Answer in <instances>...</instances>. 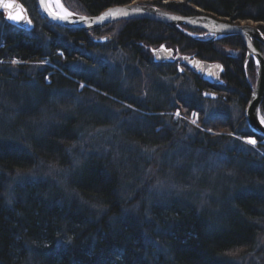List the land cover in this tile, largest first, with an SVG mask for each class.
Wrapping results in <instances>:
<instances>
[{
  "label": "trees",
  "instance_id": "obj_1",
  "mask_svg": "<svg viewBox=\"0 0 264 264\" xmlns=\"http://www.w3.org/2000/svg\"><path fill=\"white\" fill-rule=\"evenodd\" d=\"M18 1L35 28L14 26L0 13V152H7L0 154V264H264V138L247 127L234 136L236 125L228 120L207 124L199 109L201 100L244 112L257 73L251 60L247 79L242 39L201 43L150 20H128L94 31L113 37L110 45L96 46L89 33L45 19L38 0ZM62 1L88 16L134 1L183 16L202 10L255 22L264 33V0ZM161 44L223 64L226 86L216 87L219 97L198 92L192 104L186 92L179 98L191 75L152 64L149 52ZM100 58L114 65L105 68ZM20 85L27 88L22 99L9 91ZM160 85L170 88L164 98L149 93ZM98 105L110 115L116 108L138 113L149 127L120 136ZM177 110L183 118L175 117ZM194 111L201 129L188 121ZM246 123L241 115L236 124ZM247 137L257 146L247 145ZM178 149L183 156L224 153L236 174L219 176L216 185L198 179L196 163H163ZM203 189L224 195L196 193ZM190 190L195 193L186 196ZM130 252L134 258L127 260Z\"/></svg>",
  "mask_w": 264,
  "mask_h": 264
},
{
  "label": "water",
  "instance_id": "obj_2",
  "mask_svg": "<svg viewBox=\"0 0 264 264\" xmlns=\"http://www.w3.org/2000/svg\"><path fill=\"white\" fill-rule=\"evenodd\" d=\"M48 2L49 0H46V3ZM38 3L41 14L52 24L67 29L87 32L89 33V37L92 42L96 45H109L113 39L111 36L96 38L92 33L93 31L110 24L128 20H150L175 30L189 40L201 43L224 40L225 38L232 36L240 37L247 50L246 64L248 61L253 59L257 67L258 75L256 85L253 88L250 101L245 110V117L251 131L264 137V122H262L264 121V118L260 113L261 105L264 101V54L254 44V41H256L264 45V33L259 27L255 25L237 24L235 22L224 21L217 18V16L206 12H202L199 15L183 16L159 7L134 2L126 5L109 7L97 15H80L70 11L64 5L63 1L59 0V4L63 5V9L72 13V16L65 20L50 15L49 11L41 5V0H38ZM50 3L55 5L56 0H50ZM11 4H15L16 7L11 8L4 6ZM20 6H22L25 10L23 13L24 19L18 21L9 19V13L11 12L15 14L19 12ZM63 9L53 7V11L58 13L62 12ZM135 9H139V11H134ZM0 10L6 12V19L11 24L29 31L34 29V24L27 13V9L17 0H0ZM125 10L128 11V15L120 14ZM111 13H117V15H110ZM81 17H85L86 19L82 20L80 19ZM101 17H104V19L101 20ZM29 19L31 20V23H27V20ZM186 27L201 30L205 32V34H192L191 32L185 30ZM205 37H210V39L206 40ZM153 55L155 63L163 64L174 63L177 58L181 56L179 50L168 48L166 45H161L154 49ZM182 59L183 63L189 66L203 81L208 82L211 85L225 84L221 79V74L224 72V66L221 63H211L187 55L182 56ZM206 97L215 98L216 96L213 94H206Z\"/></svg>",
  "mask_w": 264,
  "mask_h": 264
},
{
  "label": "rangeland",
  "instance_id": "obj_3",
  "mask_svg": "<svg viewBox=\"0 0 264 264\" xmlns=\"http://www.w3.org/2000/svg\"><path fill=\"white\" fill-rule=\"evenodd\" d=\"M134 3H144V1H135ZM238 24H245V25H258L257 23L255 22H251V21H240V22H237ZM101 59L103 61H101ZM100 61L102 62L101 65H103L105 68H108L109 67V64L110 65H114L111 61H113L112 59H107V58H100ZM155 63V61H154ZM156 64V63H155ZM110 66V67H112ZM26 87L24 85H20V86H17L15 88H11L9 91H19L18 94H19V99H22L23 98V95H25V91H26ZM169 87L165 86V85H160V86H157V89L156 88H153V92H151L149 90V93L150 94H155V93H159V95L164 98L166 97V94H169ZM163 90V91H162ZM28 91H31V88H28ZM153 102H155V100L153 99L152 100ZM200 106H202L203 108H201L204 112V116H205V123L207 124H216V123H219L221 121H231L233 124H235V131L233 132L234 134H238L240 131L242 130H246L247 128H244V127H247V126H244L243 125H237V121L239 120V118L241 117V115L244 114V112L242 113V111H239L235 106L231 105L230 107H227V108H219L218 105H214V104H210V103H204L202 101H200ZM98 108L100 111H103L104 113H100V117L103 119H108V120H111V121H114L115 122V125L114 127H112V131H114L116 134L122 136L123 134L125 135V133L129 130H135L134 132H143L145 131L144 129L149 125V119L147 118H143L140 114L138 113H132V114H124L121 110L119 109H122V108H116V111L114 115H110V114H107L105 113V108L101 105H98ZM177 116L178 113H177ZM213 120V121H212ZM219 120V122H218ZM124 121V122H123ZM151 123V121H150ZM149 127V126H148ZM244 141L250 145V146H255V144L253 143H250L249 140L247 139H244ZM126 147H128L127 145H125ZM218 146V145H217ZM130 147V146H129ZM243 148H247L245 146H243ZM182 149V148H181ZM248 149V148H247ZM185 153L187 154H184V156L181 154V152L178 150L176 151H170L169 153L165 154L163 158V163H167V164H173L174 161H177L179 162L180 164H184V163H187V164H190V165H193V164H197L196 168L198 167L199 170H200V177L198 178L199 180H203L205 179L206 181L212 183V184H221V180L222 178H220L219 176L221 177H234V175L236 174V172H230L229 171V168H230V165L235 163L234 161L232 162L233 158H231L230 160L224 155V153L218 155V153L216 154H213L211 156H208L205 155V153L203 151H185ZM259 161L257 160V163ZM246 163V160L244 159L242 161V165H245ZM195 164V165H196ZM247 168H251L249 166H252V164H248V165H245ZM208 168V170H205L203 168ZM195 177L197 174V171L196 169L193 170ZM243 172L246 173L245 170H242ZM147 177H145L143 179L144 181V185L147 184V182L150 180V177L148 174H146ZM153 179V178H152ZM197 179V178H196ZM197 179V180H198ZM196 180V181H197ZM216 187L213 185V188ZM221 187V186H220ZM259 187V185H258ZM229 188V186H225L224 188H221L220 190L221 191H225ZM252 188H248V187H245L243 192H249ZM260 189V187H259ZM215 190V189H211V190H205L203 189V192L202 191H198L196 193H201L203 195H207V196H210L212 199H217L218 196H222L224 195V193H221V192H215L213 193L212 191ZM219 190V191H220ZM255 192H257L255 190ZM195 193L194 190H190L188 191V193H186V196H190V195H193ZM207 193V194H205ZM155 198H158V196L156 195Z\"/></svg>",
  "mask_w": 264,
  "mask_h": 264
},
{
  "label": "flooded vegetation",
  "instance_id": "obj_4",
  "mask_svg": "<svg viewBox=\"0 0 264 264\" xmlns=\"http://www.w3.org/2000/svg\"><path fill=\"white\" fill-rule=\"evenodd\" d=\"M0 13H1V16L4 18L5 17V12L4 11H0ZM188 30H190V29H188ZM149 54L151 56V62H152L153 65L161 66V67H164V68L172 67L175 70H177L180 75H184L185 76L186 73H189L191 75L189 86H184L182 88H179V90H178V97L179 98L184 97V95H182V94H183V92H186L185 96L186 97H190V99H191L190 102L192 104L193 99L197 98V93L198 92L200 93L201 97H206V93H214V94H217V96L219 97L220 92L216 90L217 88L215 86H212V85L206 83V82L201 81V79H200V81L202 83L201 84V88L202 89H197V84H198L197 80H198L199 77H197V75H195L193 73V71L188 66L183 64L182 58H178L175 63H171V64H155L152 50L149 52ZM140 56L142 57V53L140 54Z\"/></svg>",
  "mask_w": 264,
  "mask_h": 264
},
{
  "label": "snow or ice",
  "instance_id": "obj_5",
  "mask_svg": "<svg viewBox=\"0 0 264 264\" xmlns=\"http://www.w3.org/2000/svg\"><path fill=\"white\" fill-rule=\"evenodd\" d=\"M41 5L44 6L49 11V14L50 15H53L54 17L67 20V19H69L72 16V13L67 12L66 9H63V5H60L59 4V0H56L55 5H52L50 3V0H49L48 3H46V0H41ZM4 6L11 7V8H15L16 7L15 4L4 5ZM53 7H59L61 9H63V11L62 12H59V13L58 12H55V11H53ZM24 11L25 10L23 9V7L20 6L19 12L15 13V14L10 12L8 18L9 19H12V20H16V21L22 20V19H24V15H23ZM134 11H139V9H135ZM120 14H122V15H128V11L125 10V11H123ZM110 15H117V13H111ZM80 19L85 20L86 18L85 17H81ZM100 19L103 20L104 17H101ZM27 23H31V20L30 19L27 20ZM262 122H264V121H262ZM193 123H196V121L193 120ZM249 142L255 144V141L254 140H250Z\"/></svg>",
  "mask_w": 264,
  "mask_h": 264
},
{
  "label": "bare ground",
  "instance_id": "obj_6",
  "mask_svg": "<svg viewBox=\"0 0 264 264\" xmlns=\"http://www.w3.org/2000/svg\"><path fill=\"white\" fill-rule=\"evenodd\" d=\"M194 103H196V100L195 101H193ZM199 109H201V107H199ZM199 112V111H198ZM7 152L4 150V152H0V154L2 155L1 157H3L4 158V156H5V154H6ZM84 245V244H83ZM85 246V245H84ZM86 248H88V244L85 246V248L84 249H86ZM114 255H116L115 253H113ZM112 256V255H111ZM127 260H132L133 258H134V253L133 252H130V253H128L127 255H126V257H125Z\"/></svg>",
  "mask_w": 264,
  "mask_h": 264
}]
</instances>
